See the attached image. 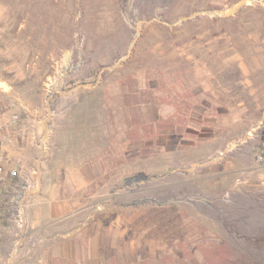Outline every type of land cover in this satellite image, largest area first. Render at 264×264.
<instances>
[{"label":"rangeland","instance_id":"1","mask_svg":"<svg viewBox=\"0 0 264 264\" xmlns=\"http://www.w3.org/2000/svg\"><path fill=\"white\" fill-rule=\"evenodd\" d=\"M0 80L35 114L47 147L67 106L106 100L108 115L123 109L116 134L123 155L119 161L117 147L110 162L145 169L162 163L165 133L171 163L185 173L171 178L208 176L201 188L192 185L193 194L188 186L171 192L162 175L145 172L130 176L137 185L119 188H132L136 205L155 206L131 224L138 210L111 217L154 229L144 239L155 240L163 264H264V178L244 173L256 163L249 153L257 141L248 133L264 113V0H0ZM210 103L234 114V144L221 152H202L195 135L198 108ZM25 231L26 223L19 243L11 228L2 236V264L35 263Z\"/></svg>","mask_w":264,"mask_h":264},{"label":"crops","instance_id":"2","mask_svg":"<svg viewBox=\"0 0 264 264\" xmlns=\"http://www.w3.org/2000/svg\"><path fill=\"white\" fill-rule=\"evenodd\" d=\"M214 105L216 104L210 103L197 107L199 110L196 108L198 112L195 121L202 124V127L195 128V135L199 136L198 140L202 142V152L220 151L222 147L228 148L234 144L228 139L232 132L231 126H234L232 110L229 106L219 109V106ZM118 107L120 114L110 116L106 100H101L98 104L86 102L77 106L69 105L62 115L55 118L47 140L48 147L44 151L24 147L17 152L27 164L33 163V158L35 161L36 157L33 156L36 153L39 158L35 162L39 187L29 196L26 203V231L23 237L24 240L26 237L31 240L27 251L35 254L34 264H163L155 253V240L147 237L144 239L145 234L154 229L128 226V223L131 224L140 215L147 214L155 206L149 203L138 206L132 188L122 194L118 193L119 188L137 185L131 181L130 176L145 172L150 175H162V185L169 191L177 186H188L191 189L188 190L189 193L193 194L196 191L192 185L201 188L202 182L207 180L208 176L197 174L195 178L185 177L175 182L171 176L176 171L184 175L185 173L180 166L171 163V136L165 133L162 163L148 165L145 169L134 167L135 164L131 163L124 166L121 162H110V157H117L114 154L117 147L119 161L123 155L122 138L116 135L117 123L118 133L122 130L123 117L122 105ZM169 117L168 110L164 112L163 119ZM221 117H224L227 128L232 123L225 132L218 131L217 124ZM187 131L189 132L188 129ZM184 139V136H179L180 141ZM217 146L220 149H216ZM134 147H137V143H134ZM250 151L249 154L255 158L256 147ZM149 160L155 162L153 156ZM149 160L146 163L150 162ZM256 163L250 164L244 173L249 179L254 176L263 180L264 165ZM228 165L230 167L232 163ZM218 176L221 175L212 176L217 181L214 182L215 185H223V180L216 179ZM248 182L250 186L261 188L254 185L252 180ZM108 188H114L109 191L110 196H107ZM149 198L154 200L148 196ZM124 200L127 202H123ZM158 207L165 208L164 205ZM131 210L139 212L131 216L124 226L119 224V219L111 217L117 211ZM6 232H3L2 236L6 235ZM143 243L146 245L145 249L140 248ZM1 260L3 261V258Z\"/></svg>","mask_w":264,"mask_h":264},{"label":"built area","instance_id":"3","mask_svg":"<svg viewBox=\"0 0 264 264\" xmlns=\"http://www.w3.org/2000/svg\"><path fill=\"white\" fill-rule=\"evenodd\" d=\"M38 122L35 114L14 97L9 84L0 80V239L11 228L18 234L17 243L20 242L26 223L27 199L39 187L35 167L17 153L24 147L47 148L46 139L37 134ZM248 136L256 139L255 160L264 165V113Z\"/></svg>","mask_w":264,"mask_h":264}]
</instances>
